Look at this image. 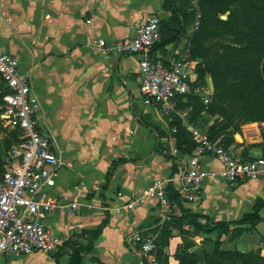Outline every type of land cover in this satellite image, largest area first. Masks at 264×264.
I'll return each mask as SVG.
<instances>
[{"label":"crops","instance_id":"0c3cea01","mask_svg":"<svg viewBox=\"0 0 264 264\" xmlns=\"http://www.w3.org/2000/svg\"><path fill=\"white\" fill-rule=\"evenodd\" d=\"M193 1L185 0V9L181 3L171 8L167 0H0V46L20 58L23 72H30L41 103L39 126L50 133L63 161L51 195L82 203L75 215L55 213L48 219L55 233H70L69 241L50 253H0V264H68L75 244L86 247L81 264H146L130 240L137 231L161 236L160 259L178 264V247L193 241L190 250L199 249L203 238L186 235L191 224L181 206L206 214L211 221L230 222L264 200L262 183H230L209 174L196 203L174 201L165 210L149 197L133 210L123 207L144 194L153 180L177 175L184 168L191 154L174 152L172 122H181L195 138L194 131L209 136L210 126L222 117L196 107L193 97H201L193 94L181 96L171 115L146 104L140 90L141 56H106L89 43L98 37L108 43L133 37L147 16L156 13L161 18V40L154 54L170 59L176 50L189 49L199 82L197 65L203 59L191 55ZM172 36L176 38L164 44ZM206 76L213 84L211 75ZM206 76L205 84H200L210 91ZM202 103L208 104L204 99ZM263 124L264 120L246 122L239 131L230 127L217 139L246 160L264 157ZM0 128H8L1 116ZM4 136L2 131L0 156L7 151ZM200 161L207 172L222 170L214 156L204 155ZM84 203L94 207L88 209ZM107 216L108 223L91 241L90 231ZM167 228L170 235L163 234Z\"/></svg>","mask_w":264,"mask_h":264},{"label":"built area","instance_id":"2783aa9c","mask_svg":"<svg viewBox=\"0 0 264 264\" xmlns=\"http://www.w3.org/2000/svg\"><path fill=\"white\" fill-rule=\"evenodd\" d=\"M193 8L196 14L193 30L196 31L201 19L197 0L193 1ZM160 40L161 18L152 13L133 37L111 43L103 37L93 38L89 46L106 56L139 54L143 100L165 114L176 113L178 100L184 95H197L210 102V91L197 81L189 49L176 50L173 58L164 59L154 54V47ZM40 106V99L32 89L30 72H23L20 58L0 46V116L8 128L19 131L21 138L0 156V253L22 255L54 251L70 239V233H55L48 219L55 213L75 215L82 205L77 200L57 199L51 195L63 161L50 133L39 126L37 113ZM194 136L196 147L181 172L153 180L144 194L135 195L124 208L133 210L147 198L154 197L163 209L168 210L171 208V188L182 202L196 203L209 174H219L230 183L254 181L264 184V157L246 160L226 148L219 139L196 131ZM174 152H178L177 148ZM204 155L218 158L222 170L207 172L200 161ZM84 204L88 209L94 207L91 203ZM76 228L73 224L72 229ZM130 240L146 264H166L160 259L156 234L137 231Z\"/></svg>","mask_w":264,"mask_h":264},{"label":"trees","instance_id":"16d2710c","mask_svg":"<svg viewBox=\"0 0 264 264\" xmlns=\"http://www.w3.org/2000/svg\"><path fill=\"white\" fill-rule=\"evenodd\" d=\"M167 1L171 8L181 3L186 9L185 0ZM197 1L201 19L190 40L191 55L203 59L197 65L199 83L205 84V76L210 74L214 86L211 102L198 106L222 117L209 128V137L217 139L230 127H233L232 131H239L243 123L264 120V0ZM223 14L226 18L221 17ZM175 38L170 37L164 44ZM173 126H176L173 135L178 152L191 154L196 147L193 135L181 122H172ZM2 131H5L2 139L4 151L21 139L18 130L0 128V133ZM169 198L170 202L180 200L172 188ZM181 209L189 217L187 221L196 228L194 234L216 232L217 237L212 251L204 247L190 250L193 241L181 244L175 253L178 264H264L261 254L221 247L222 234L234 230L236 235H242L264 220L263 199L257 200L252 212L230 222L211 221L206 214H193L182 206ZM107 223L108 216L98 228L90 231L91 241L100 235ZM163 234L170 235V229H165ZM160 237L157 240L161 251L163 242ZM85 250L86 247L75 244L68 264H81Z\"/></svg>","mask_w":264,"mask_h":264},{"label":"rangeland","instance_id":"374dc122","mask_svg":"<svg viewBox=\"0 0 264 264\" xmlns=\"http://www.w3.org/2000/svg\"><path fill=\"white\" fill-rule=\"evenodd\" d=\"M195 101L197 107H199V104H203L201 98H198ZM238 139L240 138L238 137ZM169 218L170 215L167 214L166 219L170 221ZM189 228L190 229L186 231V235L192 237L198 235L203 237L199 239L200 243H202L200 246L212 251L215 245L217 233L213 232L210 234H194V230L196 228L193 225H190ZM221 239L222 248L230 250L238 249L243 252L261 254L264 256V221L257 223L252 229L245 231L242 235H236V232L233 230L230 233L222 234Z\"/></svg>","mask_w":264,"mask_h":264},{"label":"water","instance_id":"95a60500","mask_svg":"<svg viewBox=\"0 0 264 264\" xmlns=\"http://www.w3.org/2000/svg\"><path fill=\"white\" fill-rule=\"evenodd\" d=\"M222 18H225V15H221ZM206 82H207V86L210 89V91H213V84L211 82V78L210 76H206Z\"/></svg>","mask_w":264,"mask_h":264}]
</instances>
